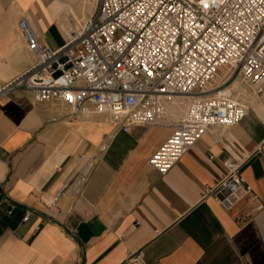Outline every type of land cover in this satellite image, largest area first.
Here are the masks:
<instances>
[{"label": "crops", "instance_id": "obj_1", "mask_svg": "<svg viewBox=\"0 0 264 264\" xmlns=\"http://www.w3.org/2000/svg\"><path fill=\"white\" fill-rule=\"evenodd\" d=\"M95 1L0 0V87L37 62L23 18L41 44L57 49ZM71 113L26 91L0 99V264H137L128 251L141 253L142 264H264L262 112L216 128L219 143L206 135L165 176L149 160L171 128L124 132L107 116ZM176 113L163 121L176 122ZM233 160L259 200L227 209L204 193ZM88 169L81 187L76 177Z\"/></svg>", "mask_w": 264, "mask_h": 264}, {"label": "built area", "instance_id": "obj_2", "mask_svg": "<svg viewBox=\"0 0 264 264\" xmlns=\"http://www.w3.org/2000/svg\"><path fill=\"white\" fill-rule=\"evenodd\" d=\"M19 28L37 62L0 87V99L26 91L36 103L67 104L73 117L107 116L124 132L167 126L170 136L149 160L162 176L203 137L219 143L216 128H233L248 115L245 101L221 93L229 83L250 84L264 118V0H98L80 31L57 49L41 44L26 18ZM218 75L224 85L206 90ZM186 98L183 115L164 122ZM242 164L228 161L225 179L204 196L227 209L246 197L257 202ZM89 170L76 177L81 187ZM263 209L260 203L257 210ZM128 257L143 263L137 251Z\"/></svg>", "mask_w": 264, "mask_h": 264}, {"label": "rangeland", "instance_id": "obj_3", "mask_svg": "<svg viewBox=\"0 0 264 264\" xmlns=\"http://www.w3.org/2000/svg\"><path fill=\"white\" fill-rule=\"evenodd\" d=\"M97 1L98 0L95 1V7L97 5ZM93 13H94V10L93 11H89V12L87 10V12H86V20ZM86 20H85V22H86ZM84 23H83V25H84ZM80 27H81L80 25L76 24V27L73 29V31H75L77 29H81L83 26L81 28ZM234 82H236V81H233V82L229 83L227 86H233L234 87L235 86ZM238 84H239V86L236 85L235 88H234L235 90L233 91V97L245 101V103L247 105H249V107L251 106V101H252L253 98H255L257 101H259V103H261V101L259 100L258 96L254 93V90H253L252 86H250V84L242 83L241 81H239ZM228 90H230V89H228ZM227 95H230V94H227ZM184 100H187L189 102L190 99H180L178 102L181 103ZM170 109H169V111H170L171 114L174 111L178 112V113L175 114V116H172L173 117L172 118L173 121H177L183 115L184 111L186 110L184 105H181V107H177V108L173 107L172 110H170Z\"/></svg>", "mask_w": 264, "mask_h": 264}, {"label": "bare ground", "instance_id": "obj_4", "mask_svg": "<svg viewBox=\"0 0 264 264\" xmlns=\"http://www.w3.org/2000/svg\"><path fill=\"white\" fill-rule=\"evenodd\" d=\"M238 82L239 81L234 82L235 86L236 85L239 86ZM223 85H224V78H223V76L218 75L216 78H214L213 81L210 82V84H209V86H208V88L206 90L216 89L218 87L220 88ZM235 86L234 87L233 86L224 87L222 89L223 91L221 90V93L223 95L232 96L233 97V91L235 90L234 89ZM228 89H230V90H228ZM227 94H230V95H227ZM186 99H189V98H186ZM188 104H189V102L187 100H184L181 103L177 102L174 106L171 107V109H173V107H175V108L181 107V105H184V107L187 108ZM249 112H252L253 114H261V103H259V101H257L255 98H253L252 101H251V106L249 107ZM169 113H170V111H169Z\"/></svg>", "mask_w": 264, "mask_h": 264}]
</instances>
